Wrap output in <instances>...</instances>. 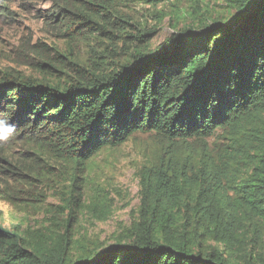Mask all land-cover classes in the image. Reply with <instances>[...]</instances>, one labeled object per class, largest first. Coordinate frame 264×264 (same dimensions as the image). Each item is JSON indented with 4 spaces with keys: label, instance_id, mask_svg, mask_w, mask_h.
<instances>
[{
    "label": "trees",
    "instance_id": "obj_1",
    "mask_svg": "<svg viewBox=\"0 0 264 264\" xmlns=\"http://www.w3.org/2000/svg\"><path fill=\"white\" fill-rule=\"evenodd\" d=\"M122 1L53 0L45 12L73 29L66 18L75 16L110 41L127 25L120 38L134 49L126 62L107 63L106 49L98 56L104 66L93 59L65 79L0 69L1 123L25 160L0 148V199L17 209V194L48 179L32 176L39 160L72 166L62 205L35 203L44 221L0 229V264H264V0H224V22L196 17V5L195 25L154 48L149 33L119 15ZM135 133L165 145L136 172L135 217L112 243L90 247L74 236L73 211L104 221L112 207L88 191L80 204L77 174Z\"/></svg>",
    "mask_w": 264,
    "mask_h": 264
},
{
    "label": "rangeland",
    "instance_id": "obj_2",
    "mask_svg": "<svg viewBox=\"0 0 264 264\" xmlns=\"http://www.w3.org/2000/svg\"><path fill=\"white\" fill-rule=\"evenodd\" d=\"M1 2L0 11L8 12L0 15V69L15 68L38 80L56 76L65 79L66 76L76 75L74 69L82 70L91 66L93 59L96 61L95 65H103L101 59L104 57L98 59V56L106 52L109 53L106 55L107 63L110 62L108 60L124 63L131 58L133 44L129 40L124 43L120 38L131 32L127 25L123 24L126 33H115L114 36L118 37L110 41L106 34L82 25V21L75 16L66 18L74 23V29L71 24L60 26L58 19L52 17L50 12H45V9L52 6L53 0ZM196 5L198 11L195 16L204 18L208 23L212 21V17L223 18V22L230 18L224 0H161L155 6L144 5L136 0H123L125 12H119V15L130 25L140 27L141 32L149 33L150 45L154 48L183 25H195L193 8ZM174 12H179V16L170 21ZM161 14L167 16L159 22ZM153 28H156L155 33H151ZM57 59L62 61V65L57 63ZM38 62H43L42 66L37 67L35 64ZM10 130V125L1 123L0 119V138L4 140L0 142V148L8 149L12 156L17 155V164L21 165L25 161L21 154L22 145L11 146V141H8ZM219 140L220 132L209 139L210 146ZM164 145L165 142L152 133H135L126 143L117 148L100 150L89 160L85 169L77 174L79 183L76 184L75 195L78 192L83 194L79 198L80 204H83L86 203L87 191L96 193L99 195L98 200L103 199L111 205L112 213L106 220L99 221L73 211L77 220L73 225L76 239L83 237L90 247L94 244L104 246L114 241V235L135 217L139 205L136 172L143 164L152 162ZM12 160L15 162L13 157ZM71 171L72 166L65 162L46 158L37 161L32 176L42 174L48 179H42L39 186L17 194V209L8 201L0 199V229L11 230L16 224L22 227L34 226L44 221L48 216H44L42 209H38L35 203L61 206L63 202L59 199L65 191V180ZM59 192L61 193L58 195ZM19 203L22 204L18 206ZM67 213L68 211L61 213L62 217Z\"/></svg>",
    "mask_w": 264,
    "mask_h": 264
},
{
    "label": "water",
    "instance_id": "obj_3",
    "mask_svg": "<svg viewBox=\"0 0 264 264\" xmlns=\"http://www.w3.org/2000/svg\"><path fill=\"white\" fill-rule=\"evenodd\" d=\"M245 20H247V17L244 20H242L241 23L244 22Z\"/></svg>",
    "mask_w": 264,
    "mask_h": 264
},
{
    "label": "clouds",
    "instance_id": "obj_4",
    "mask_svg": "<svg viewBox=\"0 0 264 264\" xmlns=\"http://www.w3.org/2000/svg\"><path fill=\"white\" fill-rule=\"evenodd\" d=\"M1 141H4V140H2V139L0 138V142H1Z\"/></svg>",
    "mask_w": 264,
    "mask_h": 264
}]
</instances>
